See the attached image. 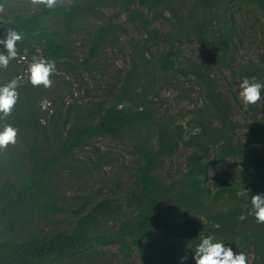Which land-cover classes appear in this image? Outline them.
<instances>
[{"label":"trees","instance_id":"16d2710c","mask_svg":"<svg viewBox=\"0 0 264 264\" xmlns=\"http://www.w3.org/2000/svg\"><path fill=\"white\" fill-rule=\"evenodd\" d=\"M15 1L0 0V40L9 29L22 36L16 58L0 67V85L18 84L11 114H0V129H17L15 143L0 149V264H107L98 250L110 245L117 246L124 264H130L136 250L142 264H182L185 253L183 264H195L188 242L195 247L209 234L233 252L245 253L247 264H264V224L242 207L246 202L251 208V195H264V118L247 125L249 139L244 142L232 109L241 106L233 85L237 77L264 82V45L258 62L237 66L241 38L235 13L258 9L264 24V0H70L35 11ZM114 6L125 14L124 24L141 34L131 40L133 66L118 93L109 103L43 110L41 103L57 100H47L43 85L29 81L33 58L54 61L55 73L97 71L93 62L99 52L119 32L126 33L119 13L106 19V10ZM92 18L104 21L88 31L87 56L75 62L69 38ZM160 20L169 21L170 29L153 26ZM184 44H196L209 65L191 59L180 66ZM0 52L7 53L2 43ZM22 56L27 60L19 64ZM212 69L231 72L230 98L211 77ZM157 79L185 85L186 91L193 90L186 82H193L203 107L185 124L159 113L149 95ZM134 80L141 81L138 93L131 91ZM261 96L264 100V89ZM140 128L152 129L156 139L135 147L139 160L129 189L119 196L75 202L77 208L70 211L74 219L63 216L67 199L55 175L67 171L82 178L91 168L85 163L78 167V151L95 139L122 138ZM181 146L191 149L186 169L177 179L164 181L157 171ZM93 154L91 164L100 170L107 157L97 147ZM226 159L235 163L237 174L220 171L210 178L208 169ZM242 187L249 197L237 196ZM242 214L246 219H239Z\"/></svg>","mask_w":264,"mask_h":264},{"label":"rangeland","instance_id":"374dc122","mask_svg":"<svg viewBox=\"0 0 264 264\" xmlns=\"http://www.w3.org/2000/svg\"><path fill=\"white\" fill-rule=\"evenodd\" d=\"M70 0H59L58 3H68ZM17 4L35 11L40 5L28 3L27 0H16ZM235 8V7H234ZM119 13V22L126 28V33H118L115 41L108 42L99 52L93 64L97 66V71L86 73L78 70L77 74L70 71H57L55 76L50 77L52 83L50 87H44L43 90L47 96V100H57L56 103H41L43 110L49 108L51 112L56 106L62 105L66 110L71 104L77 103L80 106L89 105L92 101L102 100L109 103L114 94L118 93L120 85L123 83L124 74L132 68V47L131 40L139 39L141 34L137 32L131 25L124 24L125 14L119 6H114L106 10V19L114 14ZM241 45L237 55V66H247L258 62L259 53L264 45V24L261 13L258 9L235 13ZM104 20L91 19L90 24L82 26L81 30L71 34L69 38L70 46L75 56V62H80L87 56V40L89 38L88 31L95 28ZM170 22L160 20L153 24L158 30H169ZM161 50V49H160ZM195 59L204 65L209 62L203 57L201 50L196 44H184L181 47L180 66H186L188 61ZM27 60L26 56L18 59V63L22 64ZM143 72V68H140ZM52 76V75H51ZM211 77L219 81V87L224 94L230 98L227 84L233 83L231 72L226 70L222 74L217 73L215 69L211 70ZM183 79V78H182ZM243 77H237L238 84H234V91L239 98L240 107L235 105L233 109V119L238 123L239 129L237 135L247 142L249 139L248 124L264 118V100L254 105L253 110L249 106H245L239 97V84ZM136 80V79H135ZM134 80V81H135ZM184 80V79H183ZM141 81L134 82L132 93H138L141 88ZM187 86H192L193 90L186 91V86H173L165 83L163 79H157L153 84L151 93L149 94L154 101L153 105L159 113H167L179 119L180 122L186 121L193 116V111L203 107V97L201 91L193 84L187 81ZM43 100V99H41ZM130 104V101H127ZM50 112V113H51ZM219 124L217 120H213L212 126ZM253 126V125H252ZM155 143L156 135L150 128H140L132 131L122 138H98L80 151L77 152L78 167L82 168L83 163L87 164L91 169L82 172V178L71 175L67 171L59 172L55 175V179L59 182L60 188L66 200V216L72 221L74 215L71 210L77 208L75 202H87L88 200H97L104 197H112L123 195L129 189L132 182V173L139 160L135 153V147L141 142L148 140ZM97 147L107 157V162L100 170L96 169L90 159L94 160L93 149ZM191 149L181 146L176 150L172 159L165 160L158 169L157 174L167 182L177 179L186 169V159ZM90 158V159H89ZM220 171H227L231 175L237 174V166L231 159L223 162H217L208 169V175L211 178ZM87 184H84V182ZM77 205V204H76ZM62 220V215L60 216ZM180 219V217H179ZM204 218L199 217L198 222H203ZM189 250L193 256L192 248L194 246L188 242ZM99 259L107 262V264H124L123 259L118 254L117 246L110 245L99 247ZM143 258L139 250H136L130 261V264H142Z\"/></svg>","mask_w":264,"mask_h":264},{"label":"clouds","instance_id":"9594fccd","mask_svg":"<svg viewBox=\"0 0 264 264\" xmlns=\"http://www.w3.org/2000/svg\"><path fill=\"white\" fill-rule=\"evenodd\" d=\"M59 0H32L33 4L43 5L47 8H54ZM22 39V36L9 29L6 38L0 40L7 50V53L0 52V67H7L10 60L17 56L16 43ZM56 71L55 62L46 60L43 57H34L28 67V78L33 86L43 85L51 86V75ZM16 80H11L5 85H0V114L7 117L11 114V110L17 100ZM239 97L245 106L256 105L262 100L261 90L264 89V82L256 78L245 77L239 84ZM17 129L11 125H5L0 129V149L6 148L9 144L15 143ZM237 196L249 197L248 189L242 187L238 191ZM248 200V199H247ZM251 208L244 202L242 207L247 211L248 215L254 216L259 224H264V195L253 194L250 197ZM240 220L246 219L245 215L239 217ZM195 264H247V256L243 252H233L231 247L216 238L215 235H205L199 239L195 247L192 248ZM188 259L187 253L180 257L183 261Z\"/></svg>","mask_w":264,"mask_h":264}]
</instances>
